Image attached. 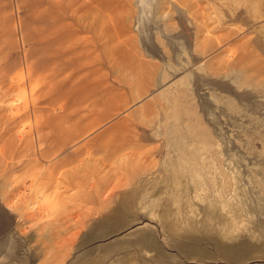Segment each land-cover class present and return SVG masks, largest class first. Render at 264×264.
I'll return each instance as SVG.
<instances>
[{
  "label": "rangeland",
  "instance_id": "374dc122",
  "mask_svg": "<svg viewBox=\"0 0 264 264\" xmlns=\"http://www.w3.org/2000/svg\"><path fill=\"white\" fill-rule=\"evenodd\" d=\"M0 264H264V0H0Z\"/></svg>",
  "mask_w": 264,
  "mask_h": 264
},
{
  "label": "bare ground",
  "instance_id": "6f19581e",
  "mask_svg": "<svg viewBox=\"0 0 264 264\" xmlns=\"http://www.w3.org/2000/svg\"><path fill=\"white\" fill-rule=\"evenodd\" d=\"M144 235V234H143ZM145 237V236H144ZM147 239H148V237H147ZM144 240V239H143ZM149 240V239H148ZM151 240V239H150ZM145 241V240H144ZM151 242V241H150ZM145 245V244H144ZM221 246V245H220ZM220 246H219V248H220ZM222 247V246H221ZM224 248V247H223ZM225 249V248H224ZM228 250V249H227ZM223 253V252H222ZM228 253V252H227Z\"/></svg>",
  "mask_w": 264,
  "mask_h": 264
}]
</instances>
